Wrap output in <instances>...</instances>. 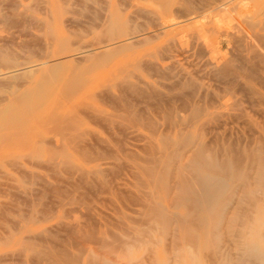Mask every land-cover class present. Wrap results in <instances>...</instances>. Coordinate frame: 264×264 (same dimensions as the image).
I'll use <instances>...</instances> for the list:
<instances>
[{
    "label": "rangeland",
    "instance_id": "rangeland-1",
    "mask_svg": "<svg viewBox=\"0 0 264 264\" xmlns=\"http://www.w3.org/2000/svg\"><path fill=\"white\" fill-rule=\"evenodd\" d=\"M231 1L0 0V109L39 90L20 130L0 125V264H175L174 249L205 264L207 213L180 225L192 215L174 208L176 178L145 172H162L164 139L179 133L217 154L264 150V0ZM232 209L217 222L227 250L226 225H243ZM248 225L251 237L261 213Z\"/></svg>",
    "mask_w": 264,
    "mask_h": 264
},
{
    "label": "bare ground",
    "instance_id": "bare-ground-1",
    "mask_svg": "<svg viewBox=\"0 0 264 264\" xmlns=\"http://www.w3.org/2000/svg\"><path fill=\"white\" fill-rule=\"evenodd\" d=\"M228 1L230 2L231 0H228ZM236 3L237 2H235V1H233V2L231 1L228 4L236 5ZM221 4H219V5H221ZM222 7L224 8V6H222ZM47 35H49V34H47ZM251 35L253 36V34H251ZM254 39H256V38H254ZM256 41H257V39H256ZM260 42H261V40H260ZM256 44H257V42H256ZM262 47H263V45L261 46V48L260 47L259 48L260 49H264V47L263 48ZM225 61H226V59H225ZM228 61L229 60L226 61V65H228L230 63V62L227 63ZM6 62H7V58H6ZM1 64H2V62H1ZM9 64L11 65V62L7 63V64L5 63V66L8 67ZM15 64H17V63H15ZM39 64L40 65H45L46 63H42V64L39 63ZM24 65H26V64H24ZM157 65H155V67ZM223 65H225V64H223ZM223 65H222V69H223ZM23 67H25V66H23ZM155 67H154V69H155ZM9 68L10 67H8V70H9ZM26 68H27V66H26ZM28 68H30V67H28ZM151 68L152 67H150V69ZM157 68H158V66H157ZM225 68L226 67H224V69ZM15 70L16 69H14V71ZM23 70H22V72H23ZM28 72H30V70L26 71L27 74H28ZM47 73H48V70H47ZM150 73H151V71H150ZM2 74L3 73H1L0 75H2ZM13 75L15 76L14 73H13ZM229 75H230V73H229ZM232 75L234 76L233 78L236 77L235 73H232ZM236 75H237V73H236ZM9 76H10V74H9ZM238 76L239 75H237V77ZM167 78H168V76H167ZM135 80H136V78H135ZM43 82H46V81H43ZM175 84H176V82H175ZM35 86H36V84H35ZM128 86H130V84ZM147 87L149 88V86H147ZM130 88H131V86H130ZM145 88L146 87H144L143 89H145ZM143 89H141L142 91H140L142 94L144 93ZM22 91H24V90H22ZM35 91H38V94H36V92H34V91L33 92L32 91L31 92L30 91H26V92H23V93H17L16 96H15V101H14L15 104H14V106L12 104H11L12 107H10V104H9V107H7V108H2V106H1L2 109H0V125H2V126L4 125L5 126V124H6L7 126L8 125L12 126L10 130H12V132H15V133H16L15 129L20 130L18 128L19 120L22 119L23 114H27V111L31 107L30 106V100H31V97H32V93H34L33 97L35 95L39 96V90L35 89ZM138 92H139V90H138ZM145 92H146V90H145ZM155 92H157V91H155ZM43 93H44V91H43ZM45 94H46V91H45ZM147 94H148V92H147ZM138 95H140V93H138ZM150 95H151V93H150ZM38 96H37V98H38ZM42 96H43V94L40 95L41 98H42ZM145 96H143V97H145ZM153 97H154V95H153ZM171 113H170V115H171ZM194 118H196V116H194ZM113 119H115V117ZM24 120L26 121L27 118L26 119L24 118ZM20 123H21V121H20ZM14 126L17 127V128H15ZM13 127L15 128L14 130L12 129ZM19 132H21V131H17V134H19ZM4 133H7V132H4ZM20 134H22V133H20ZM178 136H179L178 139H177L178 141H173V140H170V139H167V138L164 139V146H165L166 151L168 149V152L166 153V154H168V157L164 156L165 160L164 159L162 160V161H164L163 164H162V172L159 171L158 169L156 170V167H154V165L151 166L152 168H150V166H149V169H147L146 172H145V175L149 176V178L150 177H154V176H155L156 179L157 178L161 179V178L164 177V178H167V179L171 180L172 177L176 178L175 189H177V193L175 192L174 195L175 194L176 195L179 194L180 196H177V197H180L181 200H179V201L177 200L178 203L174 204L175 207L172 204L174 200L171 201L172 205H170V206L171 207L173 206L174 208H176L177 206L180 207V208L183 207L184 210L185 209L187 210V213L189 214V216L192 215V217H187L189 219H187L185 221H181L179 219V221H180L179 222L178 219L175 220L176 224H177V222H179L180 225H183V226L185 225L186 226L187 223H189V224H191L190 226H194L193 229L194 228L198 229V226L200 224L198 225L197 221H199V220H198L196 214H194V213L195 212L197 213V211H199L200 208L202 210L204 209V211L208 215L207 220L210 222L209 230L205 234V236H206V241L205 242L210 247V249L208 248L209 251H207V249H206L207 253L205 252V255H206L207 258L204 255V257L206 259V261H204L205 264H259V262H257L259 260V258H258L257 253L254 251V247H255V243L257 241L261 242L262 246L264 245V225L262 226L261 229L256 230V232L253 233V236H251V237L248 235L249 229L247 227H249L248 224L252 220V218L254 219V214L255 213L256 214H258V213L260 214L261 213V215H262V217L264 219V150L262 148H257V149L250 150V151H248L246 153H243V154L241 153V151H243V150H240L239 154H237L238 153L237 151H234L236 153L233 154L231 152L232 150L231 151H227V149H226L223 152H220L219 154H217L216 152H213L212 150L211 151L210 150L207 151L208 149L205 150L202 145H198V144L196 145V144L189 143L188 142L189 139L187 140L184 135H183L184 136L183 137L182 133L181 134L179 133ZM186 137H189V136H186ZM0 138H1V136H0ZM196 139H194V140H196ZM17 141H19L18 138H17ZM186 146H188L189 148L184 154H182L181 149H183ZM220 150H223V149H220ZM50 152H51V149H50ZM50 152H47V153L49 154ZM163 153H164V151H163ZM68 168H69V166H68ZM72 168L74 169V166ZM157 171H159L160 173L157 172ZM157 173H158V175H157ZM163 180H165V179H163ZM160 181H162V180H160ZM160 181L158 180V183H160ZM84 184H86V183H84ZM168 185L169 184L165 185L164 187L167 188V189H170ZM173 187H174V185H173ZM177 197H176V199H177ZM143 204L145 205V203H143ZM156 207H154V208H156ZM228 207L233 208L231 212H234L235 221H239V222H241V224H243V225H226L227 228L229 227V233L232 234L233 237H234L235 247H234L233 250H227V249H224L222 247L221 235H222L223 228H222V225H218L217 224V222H219V220H220V217H222V214L224 213V211L226 209H228ZM156 210H158V209H156ZM164 211H166V210L164 209L163 211H158L157 215L158 216L161 215L162 213H164ZM153 212H155V210ZM72 214H73V212H72ZM174 215L175 214H172L173 218L175 219L176 215L175 216ZM168 216L167 217L162 216V217H164V219L166 221L167 220L170 221L172 216L170 217V214H168ZM157 221L158 220H156V222ZM159 223H160V219H159ZM163 223H164V221H163ZM194 224H196V225H194ZM120 225H121V223H120ZM187 227H189V225ZM199 227H201V225ZM177 228H179V227L176 226L175 230ZM181 230L183 232L184 229H180V230L177 229L178 235L174 234L175 238H176V243H177V241H181L182 239H184V242H185L186 238H187L186 242L187 241L190 242V240L193 242L194 239L197 238L196 234L193 233L194 231L190 234L191 231L184 230V233L179 234ZM227 231H228V229H227ZM173 233H174V231H173ZM175 233H176V231H175ZM140 234L142 235V233H140ZM38 240H39V238H38ZM197 242H198L197 240H196V242H193L196 245L191 246V247H194L193 249H190L191 252L194 249H196ZM103 244H102V246H103ZM190 245H192V243ZM203 247H204V245H203ZM174 250H176L175 252L178 253V255L177 254L175 255V253H174V255L176 256V260H177V262H175V264H182V263L184 264V262H186L185 260H188V262L185 263V264H195L194 263V258H193L194 257L193 256L194 252L190 253V252H188V250H185L183 253L186 252V255H184V256H186L187 258H185L183 256L182 259L184 260V258H185V260L181 261L180 260V256H179L181 253L179 251H177V249H174ZM204 250H205V247H204ZM194 251H196V250H194ZM37 253L38 254H45V256H48L50 252L38 249ZM37 253L35 255H37ZM187 253L188 254L190 253V255H187ZM45 256H44V258H45ZM73 256H75V255H73ZM181 256H182V254H181ZM76 260H77L76 258L71 257V258H69L67 260L66 264H78V262ZM179 261H180V263H179ZM89 264H114V263L110 262V259H108L107 256H106V259L103 260L102 262L101 261L99 262L97 259H92L89 262ZM151 264H154V261Z\"/></svg>",
    "mask_w": 264,
    "mask_h": 264
}]
</instances>
